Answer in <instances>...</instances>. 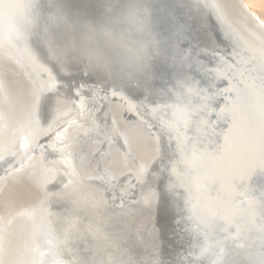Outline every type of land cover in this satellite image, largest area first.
<instances>
[{
    "label": "bare ground",
    "instance_id": "6f19581e",
    "mask_svg": "<svg viewBox=\"0 0 264 264\" xmlns=\"http://www.w3.org/2000/svg\"><path fill=\"white\" fill-rule=\"evenodd\" d=\"M250 4L0 0V264H264Z\"/></svg>",
    "mask_w": 264,
    "mask_h": 264
},
{
    "label": "rangeland",
    "instance_id": "374dc122",
    "mask_svg": "<svg viewBox=\"0 0 264 264\" xmlns=\"http://www.w3.org/2000/svg\"><path fill=\"white\" fill-rule=\"evenodd\" d=\"M251 2H252V4H250L251 9L254 10V13H256L259 16V18L264 22V0H251Z\"/></svg>",
    "mask_w": 264,
    "mask_h": 264
},
{
    "label": "snow or ice",
    "instance_id": "6c2138e0",
    "mask_svg": "<svg viewBox=\"0 0 264 264\" xmlns=\"http://www.w3.org/2000/svg\"><path fill=\"white\" fill-rule=\"evenodd\" d=\"M261 53L264 54V48L261 49ZM115 95H116V93L113 92V96H115ZM121 98H123V96H121ZM127 107H128V110L131 111L134 107H136V105L133 102L129 101L127 104ZM223 111H227V107ZM125 144L129 148L132 147V144L128 140H125ZM41 187H43V184H41ZM148 199H150V197L146 196L145 197L146 202Z\"/></svg>",
    "mask_w": 264,
    "mask_h": 264
}]
</instances>
